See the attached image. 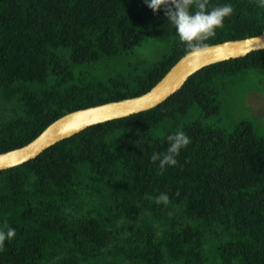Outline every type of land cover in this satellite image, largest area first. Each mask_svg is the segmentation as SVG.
Segmentation results:
<instances>
[{"label":"trees","instance_id":"1","mask_svg":"<svg viewBox=\"0 0 264 264\" xmlns=\"http://www.w3.org/2000/svg\"><path fill=\"white\" fill-rule=\"evenodd\" d=\"M225 3L234 14L206 45L264 31L253 0L209 8ZM151 38L171 40L170 52L141 55ZM187 52L143 0H0V152L69 112L149 91ZM257 89L264 49L0 170V227L16 229L0 264H264V125L245 101ZM177 130L191 143L161 171L150 157Z\"/></svg>","mask_w":264,"mask_h":264},{"label":"water","instance_id":"2","mask_svg":"<svg viewBox=\"0 0 264 264\" xmlns=\"http://www.w3.org/2000/svg\"><path fill=\"white\" fill-rule=\"evenodd\" d=\"M260 49H264V31L254 36L208 44L195 55L187 52L149 91L69 112L53 121L29 143L0 152V170L32 160L53 144L89 126L151 109L182 88L188 78L198 70L220 61L246 56Z\"/></svg>","mask_w":264,"mask_h":264},{"label":"clouds","instance_id":"3","mask_svg":"<svg viewBox=\"0 0 264 264\" xmlns=\"http://www.w3.org/2000/svg\"><path fill=\"white\" fill-rule=\"evenodd\" d=\"M144 4L153 13L163 12L168 22L175 28L180 42L187 46L189 54L195 55L207 47L205 41L214 37L216 29L223 28L225 18L234 14L231 3H225L209 8V0H143ZM258 8L264 9V0H253ZM168 147L166 152H154L150 160L159 162V169L173 167L178 164L176 157L182 149L187 148L191 138L182 130L166 137ZM178 195V193H177ZM157 205L165 206L170 202L167 193H161L155 198ZM16 236V229L5 223L0 227V251L5 247V242L11 243Z\"/></svg>","mask_w":264,"mask_h":264},{"label":"rangeland","instance_id":"4","mask_svg":"<svg viewBox=\"0 0 264 264\" xmlns=\"http://www.w3.org/2000/svg\"><path fill=\"white\" fill-rule=\"evenodd\" d=\"M170 50H171V40L151 38L146 40L145 43L143 44L141 55L145 54L146 56H150L151 58H153V60H156L162 58L164 55L169 53ZM245 101H248V105L251 107V112L253 113L256 112L257 114L261 115L259 118L262 124L264 125V91L257 89L251 92L249 96L246 97ZM232 102L233 101H230L229 96L227 95V97L224 100V103L228 107V109L229 106L232 105ZM246 113L247 111L245 109L236 110L235 116L236 117L246 116L247 115Z\"/></svg>","mask_w":264,"mask_h":264}]
</instances>
